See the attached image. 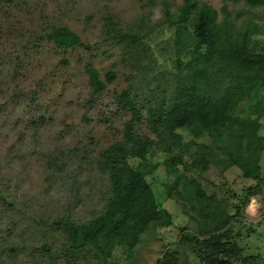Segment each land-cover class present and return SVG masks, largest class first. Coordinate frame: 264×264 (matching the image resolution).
<instances>
[{"label":"rangeland","instance_id":"rangeland-1","mask_svg":"<svg viewBox=\"0 0 264 264\" xmlns=\"http://www.w3.org/2000/svg\"><path fill=\"white\" fill-rule=\"evenodd\" d=\"M183 1L0 0V264H100L89 248L66 255L56 222L81 224L103 211L108 183L97 160L103 149L121 141L129 119L115 105L120 92H129L141 114L135 133L155 141L145 111L167 103L176 64H184L192 50L191 17L177 26ZM189 1L215 12L224 46L243 43L252 59L263 61L249 71L261 83L260 116L254 117L253 108L236 113L242 121L236 128L239 153L243 163L258 167L259 182L227 164L207 136L193 139L177 131L181 147L200 144L209 150L204 172L177 168L208 200L202 205L206 218L190 221L183 214L189 212L185 202L166 196L164 186L175 176L165 171L168 155L152 147L142 173L155 208L165 211L171 224L142 233L131 250L112 249L109 264H208L209 256L250 264L264 255V7L242 0ZM107 17L137 36L135 51L127 54L104 39ZM56 27H66L89 49L56 48L44 37ZM85 65L102 82L105 74L113 75L102 92L91 91ZM252 126L262 142L242 139L249 138ZM182 158L189 164L188 155ZM128 162L133 168L138 163ZM212 234L218 249L206 241Z\"/></svg>","mask_w":264,"mask_h":264},{"label":"trees","instance_id":"trees-1","mask_svg":"<svg viewBox=\"0 0 264 264\" xmlns=\"http://www.w3.org/2000/svg\"><path fill=\"white\" fill-rule=\"evenodd\" d=\"M231 1L235 3L238 0ZM242 1L251 8L264 7V0ZM189 16L193 39L189 59L184 64H176L177 74L167 103H157L145 111L155 141L137 135L133 130L141 120V114L129 92L124 90L115 98V105L129 114V119L123 125L121 141L107 146L98 156L97 165L106 174L109 196L103 211L86 222L74 224L67 219L56 222L65 236L66 255H74L89 248L97 252L100 264H109L106 258L112 249L131 250L142 233L170 226L169 215L155 208L149 184L142 173L146 169L143 166L146 156L152 147L160 148L168 155L165 171L175 176L173 182L164 186L166 196L185 202L188 211L193 214L184 210L183 214L190 221L198 223L199 219L206 218L203 210L207 211L208 200L198 183L180 174L177 168L183 167L185 172L194 168L198 173L204 172L209 165V150L200 144H184L181 147L177 131L187 132L193 139L207 136L215 142L216 149L227 164L242 170L254 183L259 182L258 167L243 163L239 153L237 143H240L241 138L237 136L236 128L241 127L242 121L236 113H245L253 108L254 117L260 116L258 105L262 100L259 101L258 89L261 83L249 71L263 61L252 59L243 43L239 46L227 43V47L224 46L225 43L219 38L220 27L216 24L215 12L210 7L184 0L177 26L187 21ZM46 31L44 37L58 49H89L66 27ZM104 39L115 42L126 53L135 51L139 46L137 36L121 30L119 24L110 17L104 20ZM62 64L66 62L62 61ZM83 72L95 94L102 92L105 83L113 78L112 74H105V82L100 81L98 74L88 65L83 66ZM247 120V124H253ZM250 128L249 138L242 139L262 142L255 134L257 126ZM184 155L190 157L189 164L183 161ZM129 160L138 162L135 168L130 166ZM203 203L207 204L205 208L202 207ZM213 212H210V217ZM214 239L217 236L212 234L206 241L218 249L219 244ZM206 262L226 264L215 260L213 256H209Z\"/></svg>","mask_w":264,"mask_h":264},{"label":"built area","instance_id":"built-area-1","mask_svg":"<svg viewBox=\"0 0 264 264\" xmlns=\"http://www.w3.org/2000/svg\"><path fill=\"white\" fill-rule=\"evenodd\" d=\"M250 264H264V255L259 258V260L253 262V263H250Z\"/></svg>","mask_w":264,"mask_h":264}]
</instances>
